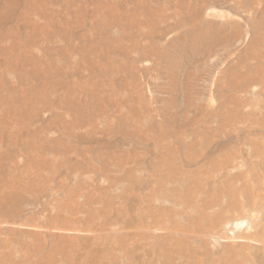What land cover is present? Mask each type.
Returning a JSON list of instances; mask_svg holds the SVG:
<instances>
[{"label":"rangeland","instance_id":"rangeland-1","mask_svg":"<svg viewBox=\"0 0 264 264\" xmlns=\"http://www.w3.org/2000/svg\"><path fill=\"white\" fill-rule=\"evenodd\" d=\"M177 1L179 0H0V122L8 123L9 135L16 137V141L3 139L0 143V173L6 172L4 178L0 176V198L7 195L3 207L0 202V244L3 245L0 247V264H47L48 261V264H84V253L93 247L90 246L92 243L95 245V254L97 252L96 256L99 257L91 264H224L229 253L232 257L236 256L238 261L244 260L245 264H264V75L255 80L257 75L249 76L244 65L245 62L256 65L259 62L256 61L255 52L257 56L264 53V24L260 20V13L264 12V0H197L196 6L192 0L183 1L186 6L201 8L204 21L209 22L219 34H222L219 30L224 29L225 35H222L223 39L221 35L217 37L220 39L216 40L215 49L211 46V55L195 58L180 57V53L174 58V63L179 66L171 68L166 61L170 58L171 51H176L177 47L172 46L182 34L179 29L169 27L181 18L175 9ZM106 6L114 8L113 13L104 12L103 8ZM74 15L85 24L87 22V25L84 30H80L81 33H75L71 37L65 35L69 33L65 29V20H74ZM112 17H118L123 22L135 21L132 33L141 28L154 35L150 41L140 40L141 45L145 47L152 43L155 47L150 52L131 54L132 60L136 61L133 72L107 73L105 69L106 75L109 79L112 77V83L120 92L115 100L125 107H106L110 124H107L109 120H94L85 124L86 127L82 130L72 129L76 134H87L95 129L93 124L98 126L95 140L83 141L81 144L76 137L63 135L61 128L72 127L74 117L60 106L62 104L56 97L61 96L53 93L49 85H45V79L48 82L45 71L44 78L35 71L34 66L41 60H49L46 48L51 51L61 49L68 56H76V52L84 51L87 48L82 45L78 35L89 36L91 32L97 31L95 27L103 29ZM255 21H259L258 24ZM117 30V26H112L110 33L115 36ZM59 31H62L59 35L53 34ZM128 42L132 45L131 41ZM181 42L180 48L188 43ZM12 45L15 50L8 49ZM116 48L117 44L111 42L112 53L105 55L113 58L114 62H127V58L113 53ZM23 53L24 59H21L19 55ZM16 58H19L18 62ZM203 59L207 60L203 62ZM63 60L60 58L59 61ZM205 67L209 74L200 79L199 74ZM86 73L88 74L87 71ZM173 76L177 77L176 85ZM246 77L250 79L248 83H244ZM29 89L32 96L29 98L31 107L20 112V117L8 116L11 120L7 122L5 115L10 110L9 105L19 93ZM187 90L192 97L189 101V96L184 95ZM193 95L199 96L195 101L199 102V108H207L210 114L208 120L200 118L199 113H196L198 116L195 115ZM127 97L133 98L137 103L140 101L137 100L139 97L145 99L147 107L149 106L148 115L151 117L142 115L138 124H135L136 118L132 116L125 119L129 113V106L125 103ZM79 99L84 107L91 101L87 102L80 96ZM165 101L175 104L172 108L168 105L165 114L167 119L163 115V110H167V105L163 104ZM188 107L190 111L187 112ZM52 108L60 109L58 111L62 112L63 122L57 121L56 116H53ZM139 112L143 113L144 109L139 108ZM234 113L239 116L230 118ZM87 116L90 117L89 112L84 110L83 118L88 120ZM185 116L188 119L191 117L189 122ZM76 119L79 117L76 116ZM120 121L123 122L126 133L118 135L120 131H117L116 126ZM150 124H162L164 130L170 132L159 145L156 142L160 137L159 131H136L137 126L144 130ZM105 125H110L116 131L113 129L104 133ZM193 130H206V134L194 137ZM53 141H58L59 144H53ZM183 143L185 146L177 152L173 168L161 165L158 170L152 166L159 165V158L164 161V157L171 158L173 155L162 150L165 145L175 150L176 145L180 148L179 144ZM65 144L75 146L76 151L63 153L67 147ZM101 150L103 151L100 152ZM122 152L130 154L131 160L126 164L121 163ZM192 154L197 158L190 165L187 161ZM58 166L62 167L59 169ZM200 168H205L203 170L207 173L206 187L195 190L199 196L189 201L184 193L189 184L180 181V177L187 173L193 176ZM171 171L176 173L172 174ZM201 179L204 180V175ZM76 188V196L72 197L71 192ZM231 189L236 191L235 199H231L228 194ZM33 190L41 193L36 194ZM86 194H90L89 197L93 200L85 198ZM205 200L209 203L206 204ZM236 201L238 205H231ZM107 202L111 204L107 206ZM150 206L161 211L162 223H158L161 221L158 215L147 210ZM202 206L205 215L200 212ZM119 211L123 212L121 216L117 215ZM174 222L179 224V230L171 229ZM163 228L170 229L165 231ZM187 231L192 234L185 248L180 242ZM168 233H174L173 242L179 243L172 244L167 240ZM73 236L80 241L77 250L70 246ZM240 246L239 256L242 257L237 254ZM174 248L182 250L166 263V255ZM6 254L11 255V260L1 262Z\"/></svg>","mask_w":264,"mask_h":264},{"label":"bare ground","instance_id":"bare-ground-1","mask_svg":"<svg viewBox=\"0 0 264 264\" xmlns=\"http://www.w3.org/2000/svg\"><path fill=\"white\" fill-rule=\"evenodd\" d=\"M185 0H179L177 1V9L181 18L179 21L176 22L175 20V23L174 25H171L169 27H172V28H176L177 30L179 29L180 32L182 34H180V36H178V39L176 41H178L175 45H173L172 47H177L176 51L173 50L171 51V53L169 54V57L170 58H166L167 61H166V64L168 63L169 66L171 68H175L179 65H176L174 63V58L179 55L180 53V57H185V56H193L195 58L197 57H200V56H203V57H206L208 54L211 55L212 52H211V46L215 49L217 43H216V40L217 39H220V38H217L219 37V35H221V38L223 39L224 37L222 35H225V30H219L222 32V34H219L218 31H214V27L209 23V22H206L204 21V18L202 17V13H201V8H195L193 5H189V6H186L184 4ZM193 3L195 2V6L198 5V2L197 0H192ZM199 1V0H198ZM254 1V0H253ZM256 1V0H255ZM200 2V1H199ZM262 2V1H261ZM192 3V4H193ZM200 5V4H199ZM203 9V8H202ZM135 10V9H134ZM133 10V11H134ZM103 11L104 12H110V13H113L114 11V8H112L111 6H106L105 8H103ZM137 11V10H136ZM150 11V10H149ZM68 12H71V10ZM75 12V11H73ZM154 12V11H153ZM161 12V11H160ZM133 13V12H132ZM131 13V15H132ZM77 15V12L75 13ZM150 14H151V11H150ZM259 14V13H258ZM136 15V14H135ZM161 15V14H160ZM260 15H262V18L260 19L261 20V23L264 24V12L262 11V13H260ZM75 16V15H74ZM130 16V15H129ZM176 16V15H174ZM257 16V15H256ZM151 17V16H149ZM154 17V16H153ZM177 17V18H178ZM260 17V16H259ZM146 18V17H145ZM165 18V17H164ZM143 19V18H142ZM148 20V19H147ZM158 21V20H157ZM54 24L55 22L52 21ZM135 21H128V22H123V20H121L120 18L118 17H112L110 22L108 24H105L104 28L103 29H100L99 27H95V29L97 30L96 32H91L90 35H84V34H81V35H78V38L80 40V42L82 43V45L86 46L87 49H85L84 51H80V52H76L75 55L76 56H68L66 55L63 50L61 49H57L55 51H51L50 49L46 48V52L47 55H48V58L49 60L48 61H43L41 60L38 64H36L34 67H35V71H37L39 73L40 76L44 77L45 78V74L48 76V82L46 81L45 79V85H49L50 89L52 90L53 93H57V95L61 96V97H56L58 99V102H61L62 105H60L62 108H65L68 113H72L71 115L74 117V123L72 124L73 126L71 127L70 125V128L67 126V127H63L61 128L62 129V133L64 136H67V137H76L78 139L77 142L81 143L83 141H87V142H91V141H94L95 140V137H96V132L97 130V127L96 124L94 126V129L93 132L91 133H88L87 134H77L73 132L72 129H83L84 127H86L85 124H87L88 122H91V121H98V120H102V121H106V120H109V117H107V110L106 107L107 106H119V107H125L124 104H120L118 103L115 99L116 97L118 96V89L115 88L114 84L112 83V77L109 79V77L106 75L107 73L109 72H115V73H118L119 71L122 72V71H130V72H133V70L135 69V62L134 60H132L131 58V54L134 53V52H138V53H141L143 54V52H150L155 46L154 44H150L148 46H145L143 47L140 43V40L142 39H145V40H149L150 38H154L153 36L154 35H151L150 33L148 32H144V30H142L141 28L139 29L138 32L136 33H132V29H133V23ZM160 22V21H159ZM257 24L258 22L255 21ZM161 23V22H160ZM86 25H87V22L85 24V22H83L82 20H80L77 16H75V19L74 20H65V29H67L69 31V33H65V35H68V36H71L74 35L75 33L78 34V33H81L80 30H84L86 28ZM163 25V23H162ZM254 25V24H253ZM112 26H117L118 30H117V34L114 36L113 34L110 33V29ZM222 26V25H221ZM152 27V26H151ZM259 27V26H257ZM143 28V27H142ZM216 28V27H215ZM218 28H220L218 26ZM224 28V27H223ZM256 28V27H255ZM170 29V28H168ZM222 29V28H221ZM227 29V27L225 28ZM257 29V28H256ZM66 30V31H67ZM160 30V29H158ZM175 30V31H177ZM65 31V30H64ZM62 31H59V32H54L53 34H57L59 35ZM157 32V31H156ZM163 32V31H162ZM159 31V33H162ZM164 34V33H163ZM168 34V33H167ZM165 37V36H164ZM226 38V37H225ZM172 39V38H171ZM27 40V39H26ZM2 41V40H1ZM4 41V40H3ZM31 41V39H30ZM128 41H131L132 42V45H130V43ZM150 41V40H149ZM181 41H188V43L185 45V46H182L181 48L179 47L180 44H182ZM221 41V40H220ZM224 41V40H223ZM222 41V42H223ZM234 41V40H233ZM17 42V41H15ZM15 42H14V45H15ZM111 42H114L117 44V48L113 51V53H119L122 58H127V62L123 63V62H114L113 61V58H109L108 56L105 55V53H112V51L110 50V43ZM172 42V41H171ZM218 42V41H217ZM228 42V41H227ZM30 43V42H29ZM173 43V42H172ZM19 45V43H17ZM26 44V43H25ZM35 44V43H34ZM225 44V43H224ZM232 44V43H231ZM17 45V47L19 48V46ZM37 45V44H36ZM184 45V44H183ZM227 45V44H225ZM31 46V45H29ZM16 47V48H17ZM26 47V46H25ZM27 47H28V44H27ZM183 47H185L183 49ZM166 48V47H165ZM212 48V49H213ZM8 49L10 50H15V48L13 47V45L11 47H9ZM164 49V48H163ZM171 49V48H170ZM1 50V49H0ZM165 50V49H164ZM4 51V50H3ZM250 51V50H249ZM103 52V53H102ZM157 52V51H155ZM160 52V51H159ZM215 52V51H214ZM74 53V52H73ZM256 53V61L259 62L257 63L256 65H252V64H248L247 62H245V66L247 67V71L246 72H249V76H251V74L253 75H257V77L255 76V80H257V78L259 77H262L264 75V53L260 56H257V52ZM251 54V53H250ZM23 54L19 55V57L21 59H24L23 58ZM245 55V54H244ZM249 55V54H248ZM247 56V55H246ZM253 56V57H254ZM146 57V56H145ZM60 58H63L64 60L63 61H59ZM178 58V57H177ZM243 59V58H242ZM55 60H58V61H55ZM199 60V59H198ZM204 60H207V59H203V62ZM239 60H241L239 58ZM16 61L18 62L19 61V58H16ZM27 61H29V59H27ZM119 61V60H118ZM151 61V60H150ZM163 61V60H162ZM209 61V60H208ZM33 63H35V61H31ZM164 62V61H163ZM191 62V61H190ZM241 62V61H240ZM198 63V62H197ZM10 64V62H9ZM190 64V63H189ZM192 64V62H191ZM195 64V63H194ZM205 64V63H204ZM161 65V64H160ZM62 66V67H61ZM181 66V65H180ZM107 67V68H105ZM167 68V67H165ZM189 68V67H188ZM105 69H107V73L105 72ZM179 69V68H178ZM44 71H45V74H44ZM86 71L88 72V74L86 73ZM190 71V70H189ZM172 72V71H171ZM161 72H159L160 74ZM166 73V72H164ZM236 74H238L237 71H235ZM137 74V73H136ZM198 73L195 72V76L198 77L197 75ZM209 74V70L207 67H205L203 69V71L199 74V77L200 79H203L202 76H206ZM19 75V73H18ZM127 75V74H126ZM114 76V75H112ZM242 76H244V74H242ZM174 77V76H173ZM127 78V76H126ZM193 78V77H192ZM190 79V78H189ZM244 83H248L250 81V79L248 77H246L244 79ZM126 81V80H125ZM177 77H174V85L177 84ZM124 82V81H123ZM115 83V82H114ZM17 84V83H16ZM127 84V82L125 83ZM172 84V83H171ZM20 85V84H19ZM121 85V84H120ZM6 86V85H5ZM10 86V85H9ZM12 86V84H11ZM243 86H247L248 85H243ZM1 88V87H0ZM15 88V87H14ZM119 88V87H118ZM246 88V87H245ZM124 89V88H123ZM3 90V89H2ZM176 90V88H175ZM4 91V90H3ZM46 91V90H45ZM122 91V90H121ZM189 90L187 91H184V95L186 96H189ZM124 92V90H123ZM128 92V91H127ZM181 94V93H180ZM55 95V96H57ZM122 95V94H121ZM125 95V94H124ZM196 95V94H194ZM193 95V96H194ZM79 96L80 97H83L85 98V100L88 102L90 101V103H88V106L84 107L82 105V101H80L79 99ZM131 96V95H129ZM31 90H27V92H24V93H19L17 98H15L13 101H12V104L11 106L9 105V112L5 115L6 117V120L7 122H9L11 119L10 118H13V115L16 117V116H19V113L20 112H25L26 110H28L30 107H31V104L32 102L29 100V98H31ZM194 102H193V106H194V113L196 116H198L196 113H199V117L203 118L204 120H208L210 117L208 116L209 112L207 111V108H204L203 106L199 108V102H195L198 97L197 96H194ZM55 98V97H54ZM142 98V97H141ZM139 97V99L137 100H140L138 101H135L133 98L131 97H127L125 99V103H127V105L129 106V113L128 115H126L125 113V119L128 117V116H132L133 118H136L135 119V124H138L137 122L139 121V118L142 116V115H146V116H150L148 115V107H147V102L145 99H141ZM175 98V97H174ZM192 97L189 96L188 97V101L191 99ZM176 99V98H175ZM227 102V101H226ZM238 102V101H236ZM163 104H166L167 106V110H163V115H164V119H167V116L165 115L166 112L168 111V105L169 108H172L175 104L169 102V101H165L163 102ZM206 105V104H205ZM238 105V104H237ZM191 106V105H190ZM224 106V104H223ZM40 107V106H39ZM118 107V108H119ZM109 108V107H108ZM116 108V107H115ZM114 108V109H115ZM117 108V109H118ZM139 108H142L144 109V112L141 113L139 112ZM192 108V107H191ZM222 108V107H221ZM224 108V107H223ZM226 108V107H225ZM52 113H53V116H56L57 118V121H60V122H63V117H62V112L61 111H58L54 108L51 109ZM62 110V109H61ZM65 110V111H66ZM84 110L85 111H88L89 112V115L90 117L88 118V120H85V117L83 118V114H84ZM110 110V108H109ZM50 111V110H49ZM121 111V110H120ZM124 111V110H122ZM121 111V112H122ZM187 112L190 111V107L187 108L186 110ZM220 111V110H219ZM43 112V111H42ZM171 112V111H170ZM169 112V113H170ZM222 112V110L220 111ZM68 113H66L68 115ZM114 113V112H113ZM112 113V114H113ZM116 113V112H115ZM168 113V116H171L169 115ZM231 113V112H230ZM74 114V115H73ZM111 114V112H110ZM204 114V115H203ZM229 114V113H228ZM3 115V114H1ZM65 115V114H64ZM121 115V114H120ZM119 115V116H120ZM210 115V114H209ZM10 118H9V117ZM66 116V115H65ZM72 116H71V119H72ZM76 116L79 117V119H76ZM178 116V115H177ZM237 116H239V114L237 113H234L230 118L233 117V119H235ZM115 117V116H114ZM118 117V116H117ZM151 117V116H150ZM149 117V119H150ZM186 119L188 120L189 122V118L187 116H185ZM224 117V116H223ZM70 118V115L69 117ZM171 119V117H169ZM168 118V120H170ZM196 118V117H195ZM199 118V119H200ZM222 118V117H220ZM70 120V122H72ZM114 119V118H113ZM13 120V119H12ZM132 120V119H131ZM68 121V120H67ZM198 121V120H197ZM93 122V123H94ZM140 122V121H139ZM200 122V121H198ZM232 122V121H231ZM66 123V122H65ZM99 123V122H98ZM104 123V122H103ZM127 123V121H126ZM168 123V122H167ZM63 124V123H62ZM89 124V123H88ZM107 124H110V120H109V123ZM114 124V122H113ZM131 124V123H130ZM134 124V123H133ZM171 124V122H170ZM197 124V122H196ZM199 124V123H198ZM202 124V123H201ZM206 124V123H205ZM92 126V124H91ZM127 126V125H126ZM125 126V127H126ZM174 126V125H173ZM20 127V126H19ZM18 127V128H19ZM32 127V126H30ZM90 127V126H89ZM100 127V126H99ZM102 127V126H101ZM146 128H143L142 127H139L137 126L136 127V131H159L160 132V137L157 138V145H159L160 143L163 142V140H165L167 137H168V133L170 134V132L164 130L163 128V125L159 124V126L157 125H153V124H150L148 127L145 126ZM168 127V126H167ZM220 127V125H219ZM8 128H9V125L8 123H4V122H0V143L3 139L6 140H12V141H16V137L12 134L9 135V131H8ZM15 128V127H14ZM13 128V129H14ZM131 128V127H130ZM183 128V127H182ZM199 128H200V125H199ZM198 128V129H199ZM208 128V126H207ZM88 129V128H87ZM113 129L115 128H112L110 127V125H105V127L103 128V131L104 133H106V131H112ZM116 129L117 131H120L118 132V135L119 133H126L124 130H123V122L120 121L119 122V125L116 126ZM116 129L114 131H116ZM127 129V128H126ZM171 129V128H170ZM173 129V128H172ZM178 129V128H177ZM181 129V128H180ZM91 130V129H89ZM201 130V129H200ZM198 131V130H193L192 131V134L195 136L198 137V135H201V136H204L206 134V130L205 132L203 131ZM210 130V129H209ZM208 131V130H207ZM223 131V130H222ZM130 132V131H129ZM181 132V131H180ZM218 132V131H217ZM96 133V134H95ZM103 133V134H104ZM131 133V132H130ZM140 133V132H139ZM154 133V132H153ZM99 134V133H98ZM101 134V133H100ZM113 134V133H112ZM148 134V133H147ZM150 134V133H149ZM152 134V133H151ZM177 134H180V133H177ZM24 135V134H23ZM107 135V134H106ZM111 135V134H110ZM128 135V134H126ZM131 135V134H130ZM155 135V134H154ZM115 136V135H114ZM125 136V134H124ZM148 136V135H147ZM110 137V136H109ZM75 138V139H76ZM123 138V137H122ZM142 138H143V135H142ZM149 138V137H148ZM153 138V137H152ZM156 138V137H155ZM173 138V137H172ZM175 138V137H174ZM182 138V137H181ZM112 139V138H111ZM129 139V138H128ZM171 139V138H169ZM198 139V138H197ZM109 140V139H108ZM114 140V139H113ZM117 140V139H116ZM127 140V139H126ZM150 140V139H149ZM172 140V139H171ZM185 140V139H184ZM110 141V140H109ZM108 141V142H109ZM115 141V140H114ZM113 141V142H114ZM122 141V140H121ZM125 141V140H124ZM146 141V140H145ZM10 142V141H9ZM8 142V143H9ZM112 142V141H111ZM169 142V140H168ZM176 142H177V138H176ZM183 141H179V143H181ZM5 143V142H4ZM165 143V142H164ZM173 143V142H172ZM53 144H59L58 141H53ZM74 144V142H73ZM82 144V143H81ZM120 144V143H119ZM125 144V143H124ZM67 144H65L66 146ZM106 145V144H105ZM108 145V143H107ZM106 145V147H107ZM163 145V144H162ZM181 147L179 148L177 145L175 147V150H172V149H169L168 147H166V145L162 148V150H166V151H169L171 152L173 155V157L171 156V158H167V157H164V161L161 160L159 158V162H158V166H155V165H152L154 166L155 168L157 167V169L159 170V168H161L162 166L161 165H165L167 168H173V161L175 160V157H176V154H178L177 152L180 150V149H183V147L185 146V143L183 144H179ZM104 146V145H103ZM199 146V144L197 145ZM226 146V145H225ZM3 147V146H2ZM102 147V146H101ZM120 147V146H119ZM118 147V148H119ZM146 147V146H145ZM151 147V146H150ZM159 147V146H157ZM161 147V145H160ZM191 147V146H189ZM55 147H53L54 149ZM62 148V147H61ZM77 148V147H76ZM79 148V147H78ZM105 148V146H104ZM116 148V147H115ZM122 148V147H121ZM196 147H194L195 149ZM207 148V147H206ZM57 149V148H56ZM102 149V148H101ZM146 149V148H145ZM144 149V150H145ZM159 149V148H158ZM75 150V146H72V145H67L66 148H64L63 150V153L65 152H69V151H74ZM82 150V148L80 149ZM87 151H90V148H87L86 149ZM110 150V149H109ZM113 150V149H112ZM196 150V149H195ZM49 151V150H48ZM76 151V150H75ZM86 151V152H87ZM103 150H101L100 152H102ZM146 151V150H145ZM144 151V152H145ZM151 151V150H150ZM155 151V150H154ZM161 151V150H160ZM185 151V150H184ZM56 152V151H55ZM137 152V151H136ZM138 155V153H136ZM158 152V150H157ZM72 153V152H71ZM236 153V152H235ZM34 154V153H33ZM32 154V155H33ZM51 154V153H50ZM82 154V152L80 153ZM85 154V153H84ZM88 154V153H87ZM91 153L89 152V155ZM134 154V155H135ZM167 154V153H166ZM232 154V153H231ZM52 155V154H51ZM58 155V154H57ZM56 155V156H57ZM64 155V154H63ZM67 155V154H66ZM120 155V154H119ZM133 155V156H134ZM136 155V156H137ZM146 155V154H145ZM157 155V154H156ZM70 155H68L69 157ZM91 156V155H90ZM115 156V154H114ZM135 156V157H136ZM230 156V155H228ZM58 157V156H57ZM56 157V158H57ZM61 157V156H60ZM86 157V156H85ZM65 158V157H64ZM89 158V156H88ZM115 158V157H114ZM137 158V157H136ZM134 158V160L136 159ZM195 158H197L196 155L193 156V154L189 157L188 159V163H190V165H193L194 162L196 161ZM69 159V158H68ZM112 159V158H111ZM120 160H122L121 163H128L130 160H131V157H130V154L129 153H125V152H122L121 155H120ZM218 160V159H217ZM58 161V160H57ZM60 161V160H59ZM62 161L64 162V159H62ZM65 161H68L67 158H65ZM115 161V160H114ZM221 161V160H219ZM218 161V162H219ZM223 161V160H222ZM50 162V161H49ZM87 162V161H86ZM90 162V161H89ZM116 162V161H115ZM140 162V161H139ZM157 162V161H156ZM233 162V161H232ZM53 163V162H52ZM64 163H67V162H64ZM69 163V162H68ZM92 163V162H90ZM111 163V162H110ZM135 163V162H134ZM155 163V162H154ZM228 163V162H226ZM51 164V163H50ZM60 164V163H59ZM215 164V163H214ZM224 164V163H222ZM53 165V164H52ZM137 165V164H136ZM221 165V164H220ZM69 166V165H67ZM198 166V165H196ZM62 167V166H61ZM60 167V168H61ZM211 167H214V166H211ZM210 167V168H211ZM218 167V166H217ZM258 167V166H256ZM59 168V166H58ZM59 168V169H60ZM177 168V167H176ZM153 169V168H152ZM179 169V168H177ZM205 168H200L198 169V171L195 173V175H190V174H186L184 177L181 176L180 177V181H182L183 183H187L189 184L188 185V189L186 190V196L188 198L189 201H191L192 199H195L197 196L198 193H196L195 190H199L202 188H205L206 187V172L203 170ZM212 169V168H211ZM215 169V168H213ZM217 169V168H216ZM54 170V169H53ZM163 170V169H161ZM170 170V169H169ZM180 170V169H179ZM177 171V170H176ZM160 172V171H159ZM159 172H156V173H159ZM49 173V172H48ZM168 173V172H167ZM172 174H175L176 172H172ZM170 173V174H171ZM210 174V173H209ZM243 174V173H242ZM42 175V174H41ZM204 175V180L202 181L201 179V176ZM0 176H2L1 178H4L6 176V172H4L3 174L0 173ZM167 176V175H166ZM179 176V175H178ZM95 178V177H94ZM159 178H162V177H159ZM174 178H176V176H174ZM256 178V177H255ZM31 179V178H30ZM38 179V178H37ZM43 179V178H42ZM89 179V178H88ZM49 180V179H48ZM54 180V179H53ZM94 180V179H93ZM96 180V179H95ZM94 180V181H95ZM176 180V179H175ZM190 182L192 184H190ZM40 183V182H39ZM50 183V182H49ZM84 183V182H83ZM131 183V182H130ZM11 185V184H10ZM37 185V184H35ZM52 185V184H51ZM54 185V184H53ZM52 185V186H53ZM95 185V184H94ZM12 186V185H11ZM86 186V185H85ZM13 187V186H12ZM94 187V186H93ZM99 187V185H98ZM65 189V188H64ZM83 189V188H82ZM93 189V188H92ZM160 189V188H159ZM89 190V189H88ZM258 190V189H257ZM37 191V190H36ZM35 190H33L34 193L36 194H39L41 192H36ZM77 188L75 189V191H72L71 192V196L72 197H75L76 196V192H77ZM108 191V190H106ZM105 191V194L107 193ZM250 191V190H248ZM87 192V191H86ZM85 192V193H86ZM183 192V191H182ZM204 192V191H203ZM103 193V192H102ZM109 193V191H108ZM122 193V192H121ZM172 193V192H171ZM175 193V192H174ZM212 193V192H211ZM214 193V192H213ZM44 194V193H43ZM97 194V193H96ZM176 194V193H175ZM180 194V193H179ZM202 194V193H201ZM216 194V193H215ZM228 194L230 196L231 199H235V195H236V191L234 189H231L228 191ZM90 194H86L85 195V198H88V199H92L89 197ZM183 195V194H182ZM65 196V195H64ZM102 196V195H101ZM149 196V195H148ZM174 196V194H173ZM30 197V195H29ZM80 197V196H79ZM96 197V195H95ZM112 197V196H111ZM125 197V196H124ZM179 197V196H178ZM177 197V198H178ZM22 198V197H21ZM145 198V197H144ZM203 198V197H202ZM30 199V198H28ZM86 199V200H88ZM105 199V198H104ZM151 199V197H150ZM7 200V195H3L1 198H0V202L3 203L2 207L4 206V203L5 201ZM22 200V199H21ZM67 200V199H65ZM93 200V199H92ZM109 200V199H108ZM145 200V199H144ZM182 200V199H181ZM218 200V199H217ZM85 201V200H84ZM101 201V200H100ZM186 201V200H185ZM206 201V200H205ZM22 203V201H20ZM74 202V201H73ZM99 202V201H98ZM196 202L198 203V201L196 200ZM248 202V201H247ZM87 203V202H86ZM136 203V202H135ZM180 203H182L180 201ZM192 203V202H191ZM196 203V204H197ZM206 204L209 203V201L205 202ZM204 203V204H205ZM218 203V202H217ZM252 203V202H251ZM91 204V203H90ZM88 204V205H90ZM104 204V203H102ZM111 204V202H107L106 205L109 206ZM139 204V203H138ZM202 204V205H204ZM216 204V202H215ZM223 204V202H222ZM152 205V203H151ZM194 205V204H193ZM231 205H238V201L236 202H233ZM251 205V204H249ZM112 206V205H111ZM125 206V205H124ZM147 206V205H146ZM185 206V205H184ZM226 206H229V205H226ZM25 207V206H24ZM148 207V206H147ZM204 206H202L200 212L204 214ZM215 207V206H214ZM85 208V207H84ZM110 208V207H109ZM216 208V207H215ZM218 208V207H217ZM128 209V207H127ZM155 209V208H154ZM151 206L149 207V210L151 213H154L156 215L159 216V218L161 219V221H159L158 223H162V217H161V211L159 210H154ZM223 209V208H221ZM88 210H89V207H88ZM143 210V209H142ZM212 210V209H211ZM220 210V209H219ZM229 210V209H228ZM227 210V211H228ZM117 211V210H116ZM132 211V210H131ZM163 211V210H162ZM189 211V210H188ZM196 211V209H195ZM242 211V210H241ZM89 212V211H88ZM133 212V211H132ZM144 212V211H143ZM16 213V212H15ZM149 213V212H148ZM221 213V212H220ZM226 213V212H225ZM93 214H96V213H93ZM123 214L122 211H119L117 212V215L121 216ZM217 214V212H216ZM222 214V213H221ZM228 214V213H227ZM89 215V214H88ZM166 215V213H165ZM91 216V214H90ZM208 216V215H207ZM215 216V214H214ZM226 216V215H225ZM127 217V215H126ZM153 217V216H152ZM198 217H202V215H198ZM119 218V217H118ZM157 218V217H156ZM158 218V219H159ZM120 219V218H119ZM175 219V217H174ZM177 219V218H176ZM125 220V219H124ZM188 220V219H187ZM192 221V220H191ZM194 221V220H193ZM156 222V221H155ZM47 223V222H46ZM95 222H93L94 224ZM156 223V224H158ZM203 223V222H202ZM220 224V223H219ZM27 225V224H26ZM49 225V224H48ZM57 225V224H56ZM90 225H88L89 227ZM159 226V225H158ZM165 226V225H164ZM193 226V225H192ZM219 226V225H218ZM54 227V226H53ZM56 227V226H55ZM66 227V226H65ZM190 227V226H189ZM162 228V227H161ZM183 228V227H182ZM203 228V227H202ZM59 229V228H58ZM170 229V228H168ZM168 229H164L163 230H168ZM171 229L173 231L175 230H179L180 229V226L177 222H174L173 226L171 227ZM184 229V228H183ZM194 229V228H193ZM89 230V229H88ZM162 230V229H161ZM206 230V229H205ZM211 230V229H210ZM183 231V230H182ZM181 231V232H182ZM163 232V231H162ZM173 234L174 233H168V235L166 236V239L167 240H170V242L172 244H178L179 241L177 242H173ZM185 237L183 239V236H182V241L180 242L182 245L186 246L188 245L189 243V240L188 238L191 236L190 232H185ZM62 235V234H61ZM175 235V234H174ZM259 235V234H258ZM63 236V235H62ZM165 236V235H164ZM261 236V234H260ZM176 237V236H175ZM263 237V236H262ZM177 238V237H176ZM175 238V239H176ZM202 238V237H201ZM257 238H259V236H257ZM48 239V238H47ZM88 239V238H87ZM204 239V238H203ZM101 240V239H100ZM166 240V241H167ZM178 240V239H176ZM206 240V239H205ZM261 240V237L260 239ZM58 241V240H57ZM175 241V240H174ZM165 242V241H164ZM191 242V240H190ZM22 244V243H21ZM44 244V243H43ZM80 244V241L77 237L73 236L71 239H70V246L74 247V249H78V246ZM166 244V242H165ZM262 244V242H261ZM48 245V244H47ZM51 245V244H50ZM84 245V243H83ZM245 245V244H244ZM264 245V244H263ZM3 245L0 244V247H2ZM84 246H87L86 244ZM83 246V248H84ZM90 246H93L91 247L90 249L86 250L87 252L84 253V257H83V263L84 264H91L92 261H94V259H96L97 257L99 256H96L97 255V252L95 254V245L92 243ZM98 246V245H97ZM169 246V245H168ZM171 246V245H170ZM169 246V247H170ZM243 246V245H242ZM36 247V246H35ZM33 247V249L35 248ZM54 247V246H52ZM56 247V246H55ZM245 247V246H244ZM32 248V247H31ZM37 248V247H36ZM39 248V247H38ZM166 248V247H165ZM172 248V247H171ZM170 248V249H171ZM231 248V247H229ZM242 247L240 246V248H237L238 249V252L240 251L239 249H241ZM73 249V250H74ZM107 249V248H106ZM158 249V247H157ZM155 249V250H157ZM245 249V248H243ZM38 250V249H37ZM168 250V249H167ZM166 250V251H167ZM172 250V249H171ZM182 250V248H178V249H173V251L169 254L166 255L164 261L166 263H168L171 259H174L176 257V255ZM31 251V250H30ZM34 251V250H33ZM41 251V250H40ZM54 251V249H53ZM58 251V250H57ZM236 251V249L234 250ZM244 251V250H243ZM44 252V251H43ZM41 252V254L43 253ZM52 252V251H51ZM62 252V251H61ZM209 252V251H208ZM237 252V251H236ZM236 252H233V253H236ZM28 253V252H27ZM70 253V252H69ZM203 253V252H202ZM229 253V251H228ZM241 252L237 253L238 256ZM243 253V252H242ZM48 254V253H47ZM230 254V253H229ZM225 255V259H224V264H245L244 263V260L242 261H238L237 258H235L234 256H230V255ZM36 255H39V254H36ZM44 255V254H43ZM83 255V254H82ZM185 255V254H184ZM23 256V255H22ZM25 256V255H24ZM28 256V255H27ZM33 256V255H32ZM46 256V255H45ZM52 256V255H51ZM54 256V255H53ZM186 256V255H185ZM230 256V257H229ZM249 257V255H247ZM251 256V255H250ZM74 257V256H73ZM224 257V256H223ZM239 257H242L241 255ZM238 257V258H239ZM254 257V256H253ZM35 258V257H34ZM56 259V258H55ZM177 259V258H176ZM222 259V258H221ZM246 259V258H244ZM263 259V258H262ZM11 260V255L10 254H6L5 258L1 260V262L3 261H10ZM41 260V259H40ZM46 260V259H45ZM44 260V261H45ZM49 260V258L47 259V261ZM248 260V259H247ZM264 260V259H263ZM29 262L31 261L30 258L28 260ZM26 261V262H28ZM33 261V260H32ZM42 261V260H41ZM49 262V261H48ZM47 262V264H48ZM95 262V261H94ZM186 262V261H185ZM252 262V261H251ZM254 262V261H253ZM37 263V262H36ZM46 263V262H45ZM44 263V264H45ZM35 264V263H34ZM52 264V262H51ZM97 264V263H95ZM171 264V263H169ZM187 264V263H185Z\"/></svg>","mask_w":264,"mask_h":264}]
</instances>
